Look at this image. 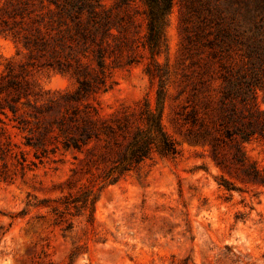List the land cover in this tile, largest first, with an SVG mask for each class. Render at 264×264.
<instances>
[{
  "label": "trees",
  "instance_id": "obj_1",
  "mask_svg": "<svg viewBox=\"0 0 264 264\" xmlns=\"http://www.w3.org/2000/svg\"><path fill=\"white\" fill-rule=\"evenodd\" d=\"M143 2L144 11H135L145 16L143 35L142 23L131 12L132 0H117L111 6L104 0H6L0 7V31L27 49L31 59L10 61L0 75V180L14 181L41 164L73 159L66 193L28 203L48 208L40 218L52 215L53 223L66 221L72 228L69 215L86 216L93 226L97 185L117 183L155 154L179 153L163 121L169 70L158 59L168 50L166 25L173 0ZM226 9H244L251 22L247 39L240 42L247 61L223 65L214 94L199 70L201 76L191 81V94L177 112L178 120L194 139L208 142L218 166L264 185V170L245 150L246 143L264 139V107L258 101L264 90V0L210 3L208 15L187 35L188 47L214 48L220 38L231 35L220 14ZM146 56V72L159 81L156 106L145 97L135 107L106 111L100 94L114 86V70ZM35 64L70 73L76 88L43 91L30 77L28 66Z\"/></svg>",
  "mask_w": 264,
  "mask_h": 264
},
{
  "label": "rangeland",
  "instance_id": "obj_2",
  "mask_svg": "<svg viewBox=\"0 0 264 264\" xmlns=\"http://www.w3.org/2000/svg\"><path fill=\"white\" fill-rule=\"evenodd\" d=\"M5 1L0 0V7ZM116 1L104 3L111 6ZM215 1L225 0H173L166 25L168 50L158 56L169 70L163 121L179 153L155 154L117 183L97 185L93 226L86 216L69 215L73 227L67 228L66 221L53 223L52 215L38 217L47 207L28 206L67 192L71 156L64 164L28 169L14 181L0 180V264H264V185L218 166L208 142L194 139L178 120L177 112L191 94V81L201 76L199 70L214 94L221 85L222 66L247 61L240 42L247 39L251 22L244 9L220 13L231 35L220 38L214 48L189 49L187 35ZM137 9L144 11L143 0H132L131 7L143 35L146 19L135 13ZM30 60L27 49L0 31V75L10 61ZM148 64L146 56L114 70V86L100 94L106 111L135 107L145 97L156 106L159 81L146 72ZM28 69L43 91L65 92L77 86L70 73L37 64ZM258 94L264 107V90ZM245 150L264 170V139L246 143ZM225 180L234 188L228 189ZM25 208L26 214L13 216Z\"/></svg>",
  "mask_w": 264,
  "mask_h": 264
}]
</instances>
